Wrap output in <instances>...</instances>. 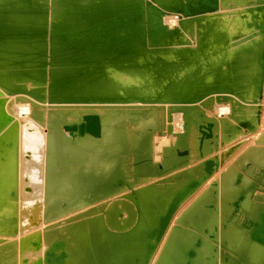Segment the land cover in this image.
Masks as SVG:
<instances>
[{
  "label": "bare ground",
  "instance_id": "bare-ground-1",
  "mask_svg": "<svg viewBox=\"0 0 264 264\" xmlns=\"http://www.w3.org/2000/svg\"><path fill=\"white\" fill-rule=\"evenodd\" d=\"M230 3L246 7L249 23L242 24L245 31L233 24L240 33L219 68L201 66L196 54L209 45L186 47L184 35L195 24L207 34L227 17ZM179 42L184 47L174 48ZM263 100L264 0H0V231L35 222L44 192L45 142L32 120L28 126L15 119V104L29 101L30 117L42 106L37 103L48 104V124L92 140L70 148L61 133L46 145L51 197L44 215L57 214L62 197L78 201L63 215L89 209L71 218L70 230L57 233L31 264H150L155 225L243 142L219 155L221 148L259 131ZM215 104H229L228 116H210ZM175 113L182 114V133H173ZM98 127L100 134H92ZM166 127L175 140L155 161L154 139ZM15 153L21 164L14 190ZM88 155L90 173L80 176L79 161ZM226 171L175 220L154 264H264V132ZM129 191L99 222L83 225L84 216L97 217L98 204ZM17 195L15 210L8 208L9 196Z\"/></svg>",
  "mask_w": 264,
  "mask_h": 264
},
{
  "label": "rangeland",
  "instance_id": "rangeland-1",
  "mask_svg": "<svg viewBox=\"0 0 264 264\" xmlns=\"http://www.w3.org/2000/svg\"><path fill=\"white\" fill-rule=\"evenodd\" d=\"M233 4L230 3V6L232 5V7H231L232 9L230 8L228 10L227 17L226 18H221V20H218L219 24L216 23L214 25V27L210 31H208L207 34H206L205 30H203V28L199 27L197 24H195L193 26L192 30H189V33H187V34L185 33L184 41H185L186 44L189 45V46H186V47L193 48V49L197 48L198 44L200 42H202V44H204V45L206 44L205 46L209 45V46L205 47L206 49L199 51L198 52L199 55L198 54H196L197 56L195 55L196 58L200 60L199 62H201V66H204L203 65L204 62L207 61V62H213L216 65V66H214V68L215 67L219 68L220 63L223 62L222 60H224L222 58H224L226 56L225 55L226 54V50H230V52L234 50L233 47L231 48V45L235 42L234 38H236L238 36V33H240L237 30L238 26L235 29L233 28V24L234 23H238L240 25V28L243 31H245L243 25L246 24V23H249V21H247V20H249V18H248L249 16L246 15V13L244 11V9L246 7L239 6V5L235 6ZM221 13H224V11H222ZM243 15H246V17L243 16ZM241 19H243V20H241ZM178 21H179V18H178V20H176V19L171 20V22H172V24L170 23L171 27L172 28L176 27V26H173V25L177 24V23H178L177 26H179V22ZM170 24H169V26H170ZM216 30H217V32L220 33V34H218L220 36L217 35V38L219 37L218 40H216L217 39L216 38ZM214 31H215V33H214ZM204 34H206L208 36V39L204 37L205 36ZM221 34L222 35L224 34L223 37L225 39L224 38L221 39L222 38ZM244 36H247V34L244 35ZM220 39L223 40V41H220ZM225 41L229 43L228 46L226 45L227 43H225ZM215 42H216V44H214ZM183 47H184V45L180 44V42H179V44L174 46V48H180V49L183 48ZM204 55L206 57V60H204L205 59ZM222 67H223L222 74L225 73V75H226V73H227L229 75L230 71L227 72L226 66L223 65ZM200 68L201 67H199V66L197 67V69H199L201 71L200 74L204 73L203 72L204 68H201L202 70ZM26 98L29 99L27 96H26ZM29 100L33 101L32 99H29ZM34 102L37 103L36 101H34ZM37 104L39 106H41V105L42 106L40 108L39 107L36 108L38 112L36 114H34L33 117H30L31 112H32V108H31L32 104L29 101L26 102V103L15 104L14 110H15V114L17 115L15 119L16 120H17V118H18V120L19 119H24V123L26 121L27 125L28 124L30 125V123H31L30 121L32 120V123H31L30 127H32L33 129H35V131H37L36 135L38 134V136H39V134H40L39 137L43 138L42 140L41 139L40 140L45 142L44 146L46 148L43 146L44 147L43 149L45 151L43 150L42 151L43 153L40 154V161H41L40 163L41 164H40L39 167H41V174L44 176L43 178L46 181V179L49 176V175H47L48 174L47 173V164L51 163V161L49 159L48 152H47V146H48L49 140L52 137H54V136L57 137L59 134L62 133L63 135H65L64 136L65 138H70V140L69 139H67V141L65 140V143H68L69 144L68 147H70V148H72V147L76 148L77 145L79 146V144L81 146L82 142L86 143V142H88V141L90 142L92 140L90 138L86 139V140H84L82 138L73 139L72 137L67 135L68 133L66 134V132L63 129H61L59 127H54V126L48 124L45 121L44 114L49 115L48 114L49 113V109H48L49 105L48 104L44 105V104H39V103H37ZM156 105L157 106H161V104H156ZM43 106H45V107H43ZM113 106H116V105H113ZM117 106H125V105L118 104ZM263 106H264V100H263ZM163 107L167 108L168 106L164 105ZM229 113H230L229 104H215L214 105V110L212 112H208V114L210 116H216V117H220V116L221 117H223V116L227 117ZM72 117L73 116L69 117L66 121L70 122L71 120H74V119H72ZM27 119H29L30 121L27 120ZM66 121H64V123H66ZM168 125H169V123L167 122V126ZM172 126H173V133H182L183 132L182 114H180V113L173 114ZM263 132H264V109H263V112H262L261 127H260L258 132L254 133V134H251L248 137H245V138L239 140L237 143H234V144H232L230 146H227L225 148H221L219 150V152L217 154L220 155L223 151H226L228 148L243 142V145L229 158L228 161H226L224 163L223 166H221L219 168V171L207 183H205L177 211V213H176V215H175V217H174L169 229L167 230L163 240L161 241V244H160L158 250L156 251L155 256L153 257V259H152L150 264H154L155 261L157 260L158 255H159V253H160V251H161V249L163 247L164 242L166 241V238L168 236V233H169L170 229L174 225L175 220L177 218H179L182 215L183 212L186 211V209L191 205L192 202H194L198 198V196H200L205 190H207V188L209 187V185L212 182H214V181H216L218 179H221V177L223 175H227V172H228V171H226L227 168L233 164V162L237 159L238 156H240V154L245 152L249 147L253 146L255 140ZM62 134L60 136H62ZM174 140H175V137L168 134L167 127H166V131H165V133L163 135H156L155 136V139H154V149H155L154 150V159H155V161H159L160 160V153L162 152L163 147L168 146L171 142H174ZM101 143L99 145H103V143L102 144ZM58 150H63L64 151V149L61 148V145L59 146ZM108 152L109 151H106V150L103 151L102 157H106L108 155ZM54 154H56V153H54ZM103 154H104V156H103ZM44 156H45V159H44ZM89 157H91V156L88 155L87 158L85 159V161H84V159H81V161L83 160L82 162L79 161L78 165H79V168H81L80 171H79L80 176H82V175L83 176H88V174L90 173L88 166H86L89 163V161H90ZM19 159L21 161L20 153H15V155H14V165H15V173H14L15 177L14 178L15 179L13 178L14 187L12 188L14 190H15V188L17 186L18 181H19L18 173H19V168H20V164H21ZM55 165L57 166V162L55 163ZM79 168L77 167V170ZM87 168H88V170H87ZM75 176H77L76 173H74V183H75L76 179H79L78 177H75ZM229 176H230V174H229ZM44 180H43L44 186H43V190H42L44 192H42V194L39 195L40 198H39V202H38L39 203L38 204V214H37V218L35 219V222H33L29 227H27L25 229H21L20 230L19 228H17L14 225L15 227L13 226L11 228V230L3 229V230L0 231V250H1L0 252L3 253V255L0 257V263L1 264H8V263L9 264H13V263L14 264H27V263L31 264L33 262H38L40 259L43 258L48 245L51 243V241L54 239V237L57 235V233L70 230V227H68V226H70L72 224L71 223V218L77 217L80 214H83L82 212H84V211L89 209L88 208V209L81 210V211H73V212H69L67 215L66 214L63 215V213L66 211V209H68L70 206H73L78 201L75 200L74 202L68 203L65 200V198L62 197L59 200V202H58V204L56 206L57 207V214H55L56 216L54 215L53 217H51V216L48 217L47 214L44 215V211L47 210L49 199L51 197V191H49L51 189L50 188L48 189V185L46 184V182ZM158 181H159L158 179L155 180V181L154 180L153 181L150 180L148 182L146 181V183L151 185V184L156 183ZM71 193L73 194V192H71ZM130 194H131V192L129 191L127 193L120 194V195L115 196V197H113L111 199H108L105 202H102V203L98 204L97 205L98 206L97 209L99 210V212H98L97 217L95 216L96 217L95 218V217L91 216L89 218H86V216H84L83 219H82V220L85 221V222H83L84 223L83 225H86V223L88 221H90L92 223L99 222L100 221V217H104L105 212H106L105 210L107 208H109L110 206H112L113 201L118 200L120 197H122L124 195H130ZM9 199H10V202L7 204L8 208L15 210L16 206L18 205V201H17L18 195L14 196L12 198V200H11V198L9 196ZM93 207L94 206L90 207V210L93 209ZM93 211H94V209H93ZM40 212H41V214H40ZM95 214H96V212H94V215ZM90 215H87V217L90 216ZM13 223H15V220H14ZM30 229H32V230L29 231L28 233H24L25 230L27 231V230H30ZM25 259L27 260V263L24 261Z\"/></svg>",
  "mask_w": 264,
  "mask_h": 264
},
{
  "label": "water",
  "instance_id": "water-1",
  "mask_svg": "<svg viewBox=\"0 0 264 264\" xmlns=\"http://www.w3.org/2000/svg\"><path fill=\"white\" fill-rule=\"evenodd\" d=\"M90 121H91V119H88L87 120L86 129L89 128ZM84 129H85V127H84ZM91 133L94 134V135H99L100 134L99 127L97 128V131L96 132H91ZM177 207H178L177 204L172 203L171 204V207H169V210L166 212V214L163 215L161 217V219L159 220V223L157 225H155L156 227L153 230L154 231V236H152V239L153 240L152 241H149L147 243V246L149 247L148 248L149 250H151L153 248L152 251H151L152 254H154L156 252V250L158 248V245L160 244L161 240L164 238V235H165V233H166V231L168 229L169 224L171 223V220L173 218V215H175V213L178 210ZM261 234H262L263 237H260V242H261L260 244L264 246V231H262Z\"/></svg>",
  "mask_w": 264,
  "mask_h": 264
}]
</instances>
